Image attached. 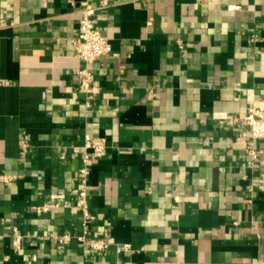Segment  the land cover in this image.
<instances>
[{
    "label": "crops",
    "instance_id": "crops-1",
    "mask_svg": "<svg viewBox=\"0 0 264 264\" xmlns=\"http://www.w3.org/2000/svg\"><path fill=\"white\" fill-rule=\"evenodd\" d=\"M82 1L0 0V264H264V151L250 167L243 136L264 0H109L87 92ZM87 135L108 142L87 178L102 250L73 207Z\"/></svg>",
    "mask_w": 264,
    "mask_h": 264
},
{
    "label": "built area",
    "instance_id": "built-area-1",
    "mask_svg": "<svg viewBox=\"0 0 264 264\" xmlns=\"http://www.w3.org/2000/svg\"><path fill=\"white\" fill-rule=\"evenodd\" d=\"M110 4L109 0H103L97 4L96 0H83L80 6L79 29L73 38L77 56L81 59L82 67L79 69L81 74L80 89L83 91L91 90L93 74L91 64L99 57L108 55L112 52V44L108 36L98 27L97 11ZM1 84V80H0ZM247 130L243 133L244 138L250 134L251 138H245V151L248 156V165L256 167L260 161V156L264 148L256 146V140L264 141V105L261 108L252 107L244 118ZM73 153H79L81 156L80 180L82 185L77 192V198L73 207L82 214V231L78 235L88 246L95 250H102L110 246L111 242L105 238L88 239L89 232L93 229L96 214L91 210L88 199V176L90 166L94 159L104 156L108 151L107 138L104 136L87 135L83 145L72 144L69 147ZM67 148H65L60 157L66 159ZM57 204H45L43 209L48 210ZM67 235H61L59 240L62 241ZM19 241V237L17 243ZM125 246H119L123 250Z\"/></svg>",
    "mask_w": 264,
    "mask_h": 264
}]
</instances>
